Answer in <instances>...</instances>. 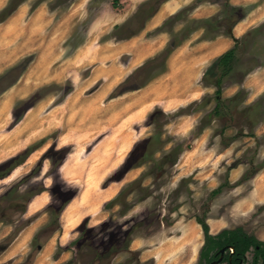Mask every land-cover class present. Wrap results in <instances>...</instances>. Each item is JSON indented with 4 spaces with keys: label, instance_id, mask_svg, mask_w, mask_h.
Here are the masks:
<instances>
[{
    "label": "rangeland",
    "instance_id": "obj_1",
    "mask_svg": "<svg viewBox=\"0 0 264 264\" xmlns=\"http://www.w3.org/2000/svg\"><path fill=\"white\" fill-rule=\"evenodd\" d=\"M160 1L146 0L138 7L147 6L142 15L115 25L119 0H25L11 14V0H0V163L16 158L0 178V264H200L204 232L196 217L208 224L222 217L230 228L264 236V200L242 199L253 178L264 181V22L240 40L237 67L225 78L222 97L227 104L233 96L240 101L224 116H212L211 85L212 94L198 100L166 103L168 48L155 57L142 54L158 29L145 32L133 55L121 45ZM6 7L8 17L1 12ZM240 8L244 16L248 10ZM157 80L159 94L147 93ZM201 81L207 86L204 75ZM157 132L167 141L155 154L158 161L146 160L115 179L135 146ZM126 138L133 140L128 148ZM227 141L232 147L220 152ZM103 142V154L120 161L106 171L105 199L93 213L103 194L81 198V180L61 171L74 153L85 158ZM69 188L77 203L71 204L73 197L54 214L51 204L61 205L59 192ZM121 192L125 201L112 203ZM84 221L94 235L81 257L74 241ZM120 226L132 228L129 249L101 262L100 242Z\"/></svg>",
    "mask_w": 264,
    "mask_h": 264
},
{
    "label": "crops",
    "instance_id": "obj_2",
    "mask_svg": "<svg viewBox=\"0 0 264 264\" xmlns=\"http://www.w3.org/2000/svg\"><path fill=\"white\" fill-rule=\"evenodd\" d=\"M145 1L146 0H119L120 7L116 8V11H114L116 17L115 25L125 23L129 17L136 16L140 12L144 13V11L147 10V6H144V8L140 11L138 10V7H140ZM225 3H229L230 6L234 7L247 8L248 10L245 15L234 24L232 28L233 35H228L225 33V29L227 27L226 23L229 21V19L226 17L227 15L225 11L228 9V7H226ZM170 18H175V20L166 24ZM263 22L264 0H161L156 7L151 9L143 28L139 29V31L133 35L131 34V36L122 38L120 42L124 47V50L127 53H131V55H133L135 52L140 51L138 47L136 48V46L139 45L140 42L145 41V32L158 29L159 33H157L156 36H153V38L157 37V39H149V44L146 42V45L142 48V54H146L148 57H155L161 51L168 48L166 55V70L164 72L166 74L165 77H169L171 79L169 82V88L171 89V92L169 97L170 99L167 100L173 102V100L179 101L180 99L178 105H184L185 101L192 102L198 100L200 97H203L205 93L212 94V92L209 91L211 87H204L201 85V80L205 71L221 55L235 47V38L240 40L243 39L253 27ZM168 24L171 27L166 30L163 29V26ZM183 31L184 34L181 36ZM155 49H157V51H154ZM152 50L154 52H152ZM119 53L117 52L114 55H119ZM174 64H176L175 67ZM184 67H186V73L183 71ZM184 77L185 79H183ZM186 78L187 81H184ZM192 80L193 82L191 83ZM159 81L157 80V82L154 84L150 83L148 85L149 88H146L147 93L154 90L155 94H159ZM184 83L189 85L186 86ZM231 86V84H227L226 89H229ZM143 90H145V88H143ZM172 97L177 99H173ZM132 105H135V103L132 102ZM125 108L128 109V107ZM206 135L207 132H205L202 137ZM232 143L233 141H231L229 145L225 144L221 148L220 152L226 153L232 147V145H230ZM253 179V186L248 190V193L242 197L243 200L249 201L250 203L253 201L259 202L264 200V181L260 182L258 178ZM234 181L236 180H231L230 183L233 184L235 183ZM104 188L106 187H101V189ZM42 194L44 193L39 195ZM83 219H86V217ZM226 222L227 221L222 217H212L211 222H209V225L211 226V233L217 234L222 229L230 228ZM75 228L71 229L69 233L72 234V231ZM64 230L65 228H63V232ZM202 231L203 229L201 228L200 232L202 233ZM26 232L28 231L25 230L23 235ZM260 239L264 240V236H261ZM136 241L137 240L134 239L132 246L135 245ZM66 254L67 253L64 255Z\"/></svg>",
    "mask_w": 264,
    "mask_h": 264
},
{
    "label": "trees",
    "instance_id": "obj_3",
    "mask_svg": "<svg viewBox=\"0 0 264 264\" xmlns=\"http://www.w3.org/2000/svg\"><path fill=\"white\" fill-rule=\"evenodd\" d=\"M24 1L25 0H11L10 5L8 6L10 8L9 13L11 14L16 9V7ZM225 5L226 7H228V9L225 11L227 15L226 17L229 19V21L226 23L227 27L225 29V33L228 35H233L232 28L234 24L243 17V13H241L242 9L240 7L230 6L229 3H225ZM7 10L8 8L6 7L1 11L2 14L6 13V17L9 16ZM175 18H170L166 23L174 21ZM235 41V47L221 55L217 60H215L204 74V80L206 82L205 84L207 86L211 85L216 88V105L210 112L212 116H224L226 114L224 109L230 111L233 107L230 105L232 103L240 101L238 100L237 96H233L229 99L231 104H227L226 100L222 97V89L226 81L225 78L235 71L237 63L239 61L238 47L241 41L240 39L236 38ZM248 72H250V70L247 71L246 74H248ZM158 114V112L157 114H153L154 118H157ZM235 139L236 136L235 138H233V140ZM166 144L167 141L161 138L160 132H157L141 140L131 151L129 157L118 172L120 173V175H115V179H120L117 177L124 175L126 172H128L134 167L139 166L140 163L146 160H155V154L163 150ZM225 144L229 145V142L227 141ZM59 151L62 152L63 150ZM15 160L16 158L14 157L9 160H6L5 162L0 163V178L5 177L9 174V172L13 168L12 165L14 164ZM220 189L221 188L219 187L218 189L214 190L213 193H218ZM59 193L61 195V198L63 199V203L58 206L51 204V209L54 214H58L64 208L68 201L74 197L76 190L70 188L63 189V191ZM123 195V192H121L116 198L111 200V202H124L125 198H123ZM196 218L198 223L202 226L204 232V245L200 252V264L202 263V260L207 262V264L214 260L217 255L221 253L222 248L227 249V253L224 259L226 264H264V240L259 239L254 234L246 232L245 229L241 226H237L234 228H225L222 229L219 233L213 234L211 233L210 226L205 218ZM85 224L86 221H84L79 226L78 231L80 232V236L74 241V243L78 246V254L81 257L86 256L85 247L87 246V243L90 242L91 234L94 235V227H86ZM108 224V221L102 222L101 228L104 229V227ZM122 227L120 226L117 230L111 231L109 233L108 240L100 242L102 248L99 249L97 256L99 257L101 262L106 263L107 261L111 260L118 252L129 249L132 240V228L124 229ZM230 247L234 248L233 253L230 252ZM252 250L253 259L251 262L248 263L246 255ZM73 263L74 259L62 264Z\"/></svg>",
    "mask_w": 264,
    "mask_h": 264
},
{
    "label": "bare ground",
    "instance_id": "obj_4",
    "mask_svg": "<svg viewBox=\"0 0 264 264\" xmlns=\"http://www.w3.org/2000/svg\"><path fill=\"white\" fill-rule=\"evenodd\" d=\"M1 4V2H0ZM159 12V11H158ZM161 13V12H160ZM158 16V15H157ZM160 16V14H159ZM162 17V16H161ZM211 42V41H210ZM220 46V45H219ZM218 46V47H219ZM190 48V47H189ZM222 48V47H221ZM228 48V47H227ZM219 49V48H218ZM217 49V50H218ZM180 50V49H179ZM213 50V49H212ZM221 50V49H220ZM181 51V50H180ZM216 52V51H215ZM183 54V53H182ZM181 55V54H180ZM191 61V60H190ZM208 61V60H207ZM182 62V61H181ZM186 62V61H185ZM188 63V62H187ZM185 63V64H187ZM180 64V63H178ZM176 66V64H174V67ZM173 67V69H174ZM189 67V66H188ZM187 67V68H188ZM185 68L184 67V72L186 73L185 71ZM190 69V67H189ZM176 71V70H174ZM182 71V70H181ZM188 72V71H187ZM192 73V72H190ZM175 74V73H174ZM176 75V74H175ZM180 75V74H179ZM183 75V74H182ZM186 75V74H185ZM194 75V74H193ZM162 78V77H161ZM169 78V77H168ZM176 78V77H175ZM177 78H180V77H177ZM182 78V77H181ZM185 79V77L183 78ZM182 79V80H183ZM166 80V79H165ZM169 80V79H168ZM181 80V79H180ZM184 81H187V78L186 80ZM193 82V80L191 81V83ZM155 83V82H154ZM177 83V82H176ZM183 83V82H182ZM190 83V82H189ZM164 84V82H163ZM186 85V83H184ZM169 85V84H168ZM184 85V86H185ZM189 85V84H187ZM186 85V86H187ZM161 87V86H160ZM170 87V85H169ZM175 87V86H174ZM191 87V86H190ZM149 88V87H148ZM151 88V87H150ZM181 88V87H180ZM179 88V89H180ZM189 88V87H188ZM183 89V88H181ZM180 89V90H181ZM190 89V88H189ZM182 92V91H181ZM180 93V91H179ZM184 94V93H183ZM185 96V95H184ZM170 97V96H169ZM173 98V97H172ZM182 98V97H181ZM170 99V98H169ZM173 99H177V98H173ZM179 99V98H178ZM161 100V98L159 99ZM167 100V99H166ZM165 100V101H166ZM182 100V99H181ZM158 101V100H157ZM168 101L170 102V100H167L166 103H168ZM175 101V100H173ZM177 101V100H176ZM161 102V101H160ZM159 102V103H160ZM179 102H180V99H179ZM172 103V102H170ZM183 103V102H182ZM162 104V102H161ZM165 104V103H164ZM175 104V103H174ZM172 103L171 106L174 105ZM167 107H170V105L168 104ZM172 108V107H171ZM139 113V112H138ZM23 122V121H22ZM25 123V121H24ZM123 137V136H122ZM134 137V136H133ZM124 141V140H123ZM133 142V140L131 138H126V141H125V145L127 146V148L131 145V143ZM108 143V142H107ZM114 144V143H113ZM100 146L99 147H96V149L94 148L92 154L90 156H87L85 158H83V156L80 155V150L76 152V154L74 153V156L73 157H70L68 159V161H66L64 164H63V167H62V171L63 172V175H65L66 177L69 178L70 181H79V179L81 180L82 184H83V190L81 192V198H89L91 197L93 194H97L99 193V196H100V193L103 194L102 196L99 197V200L98 202H94L92 204V208H91V212L93 213H97L98 211V204L103 200L105 199V194L100 191V186H101V183H102V179L104 177V174L107 170H109L110 168L112 167H115L117 165V163L120 161L119 159H117L114 154L115 153H112V152H109L107 154H103L102 151H104V149L107 147L106 145V142H103L102 144H99ZM115 146V145H113ZM126 148V149H127ZM115 149V148H114ZM125 149V148H124ZM117 150V149H116ZM128 150V149H127ZM126 150V151H127ZM114 151V150H113ZM120 152H123V149L120 150ZM120 155V154H119ZM124 157V156H122ZM94 158V159H93ZM97 158V159H96ZM120 158V157H119ZM98 163L97 165H94V166H91V161H95ZM64 178V177H63ZM95 196V195H94ZM79 197H76L72 202L71 204L73 203H77L76 201L78 200ZM91 199V198H90ZM98 199V198H97ZM96 199V201H97ZM89 200V199H88ZM83 201V200H82ZM66 209V207H65ZM69 209V208H68ZM240 211V210H238ZM64 212V211H63ZM70 212V211H69ZM90 212V211H89ZM90 212V213H91ZM88 214V213H87ZM84 215V214H83ZM82 215V216H83ZM69 235V234H68ZM62 239V238H61ZM48 256V255H47Z\"/></svg>",
    "mask_w": 264,
    "mask_h": 264
},
{
    "label": "flooded vegetation",
    "instance_id": "obj_5",
    "mask_svg": "<svg viewBox=\"0 0 264 264\" xmlns=\"http://www.w3.org/2000/svg\"><path fill=\"white\" fill-rule=\"evenodd\" d=\"M140 15H142V12H140L138 15H136V18H138ZM144 23H145V22L143 21V23H142V25H141L140 28H143ZM133 34H134V33H133ZM133 34H132V35H133ZM229 250H230L231 253L234 252V248H233V247H230ZM250 252H252V259H253V250L250 251ZM250 252H249V253H250ZM226 253H227V249L225 250V253H224V255H223V259L221 260V262L225 259ZM249 253H247V255H246V257H247V259H248V263L252 261V259L249 260V256H248ZM221 254H222V252H221L220 254H218L217 257H216L214 260H212L211 262H213V261L219 259L220 256H221ZM211 262H209L208 264H210ZM221 262H220V263H221Z\"/></svg>",
    "mask_w": 264,
    "mask_h": 264
},
{
    "label": "water",
    "instance_id": "obj_6",
    "mask_svg": "<svg viewBox=\"0 0 264 264\" xmlns=\"http://www.w3.org/2000/svg\"><path fill=\"white\" fill-rule=\"evenodd\" d=\"M225 250H226V248H222V250H221L222 254H221L220 258L211 262L210 264H219L221 262V260L223 259V255L225 253Z\"/></svg>",
    "mask_w": 264,
    "mask_h": 264
}]
</instances>
